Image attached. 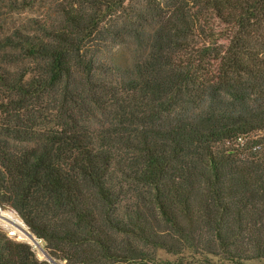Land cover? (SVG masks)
Segmentation results:
<instances>
[{"label": "trees", "instance_id": "16d2710c", "mask_svg": "<svg viewBox=\"0 0 264 264\" xmlns=\"http://www.w3.org/2000/svg\"><path fill=\"white\" fill-rule=\"evenodd\" d=\"M0 206L68 264H264V0H0ZM0 264H53L0 230Z\"/></svg>", "mask_w": 264, "mask_h": 264}, {"label": "rangeland", "instance_id": "374dc122", "mask_svg": "<svg viewBox=\"0 0 264 264\" xmlns=\"http://www.w3.org/2000/svg\"><path fill=\"white\" fill-rule=\"evenodd\" d=\"M38 14H39L38 11H29V10L14 12L13 14H10V16L7 20H5L4 22L3 21L0 22V28H2L1 31L4 32V30H6V33H9L11 31V29L18 26L21 22H26L28 19L34 18ZM262 139L264 141V136L262 137ZM1 209L5 212L8 211V212L13 213L14 217H16L15 219L17 220V222L24 224L23 220L17 215V213L13 209H10V208L3 209L2 207H1ZM9 224L4 219L0 218V230L7 233L9 235V237L12 238L13 240H16L19 242H25V243H28L29 245H31L33 251L35 252L36 256L40 260L46 259L45 255L41 249H39L38 247H35L31 242L24 239L23 237L21 238V236L19 234H17V235L11 234V229H14V230L19 231V232H22V231H20L14 224H11V225H9ZM24 226H25V228H27V226L25 224H24ZM41 246L44 249V251L46 252V250L44 248L45 243L43 241H41ZM56 264H68V263L65 261H59Z\"/></svg>", "mask_w": 264, "mask_h": 264}, {"label": "bare ground", "instance_id": "6f19581e", "mask_svg": "<svg viewBox=\"0 0 264 264\" xmlns=\"http://www.w3.org/2000/svg\"><path fill=\"white\" fill-rule=\"evenodd\" d=\"M0 218L4 219L6 222H8L9 225L11 224H19L22 226V223H18L17 220L15 219L16 217H14V214L11 213V212H5L3 210H0ZM11 234H19L21 236V238L23 237L24 239L28 240L29 242H31L35 247H37L38 245H35V242L31 241V239H29L27 237V235L23 232H19V231H16L14 229H11Z\"/></svg>", "mask_w": 264, "mask_h": 264}, {"label": "water", "instance_id": "95a60500", "mask_svg": "<svg viewBox=\"0 0 264 264\" xmlns=\"http://www.w3.org/2000/svg\"><path fill=\"white\" fill-rule=\"evenodd\" d=\"M0 210H2V209H1V206H0ZM0 216H1V215H0ZM13 224H14V223H13ZM14 225H15L20 231H22L23 233H25V234L27 235V237H28L29 239H31V241L35 242V245H38L37 247L43 251L45 257L49 260V262H51V263H53V264H56V263H55V262H54V261L48 256V254L44 251V249L42 248V246H41V241L38 240V239L35 237V235L29 231L28 228H25L24 224H22V226L19 225V224H14Z\"/></svg>", "mask_w": 264, "mask_h": 264}]
</instances>
